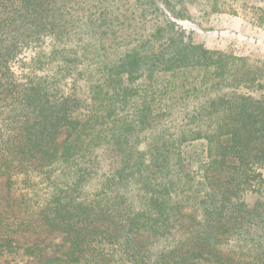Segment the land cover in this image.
Masks as SVG:
<instances>
[{
	"label": "trees",
	"instance_id": "16d2710c",
	"mask_svg": "<svg viewBox=\"0 0 264 264\" xmlns=\"http://www.w3.org/2000/svg\"><path fill=\"white\" fill-rule=\"evenodd\" d=\"M190 7L264 29V0H0V264H264V58Z\"/></svg>",
	"mask_w": 264,
	"mask_h": 264
},
{
	"label": "rangeland",
	"instance_id": "374dc122",
	"mask_svg": "<svg viewBox=\"0 0 264 264\" xmlns=\"http://www.w3.org/2000/svg\"><path fill=\"white\" fill-rule=\"evenodd\" d=\"M191 18L179 20L177 24L186 32L193 33L195 39L211 51L233 53L238 56L264 58V29L252 24L241 14L231 12L201 17L193 8H189ZM22 57H28V54ZM17 75L21 73L17 68ZM5 178H0V208L4 209L8 196ZM64 235L60 233L26 234L19 236L20 244L51 243L49 256L61 255L67 250L68 244L63 246ZM27 247V246H26ZM57 251V253H56ZM60 252V253H59Z\"/></svg>",
	"mask_w": 264,
	"mask_h": 264
}]
</instances>
